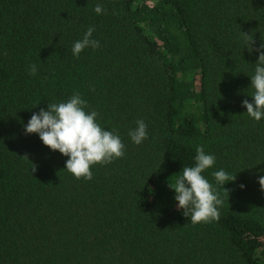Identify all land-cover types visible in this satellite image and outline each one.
Segmentation results:
<instances>
[{"label":"trees","instance_id":"obj_1","mask_svg":"<svg viewBox=\"0 0 264 264\" xmlns=\"http://www.w3.org/2000/svg\"><path fill=\"white\" fill-rule=\"evenodd\" d=\"M89 27L100 46L76 57ZM241 32L264 42V0H0V264H264V117L242 104L259 53ZM74 93L125 145L91 180L24 129ZM197 146L223 206L192 224L169 181Z\"/></svg>","mask_w":264,"mask_h":264},{"label":"clouds","instance_id":"obj_2","mask_svg":"<svg viewBox=\"0 0 264 264\" xmlns=\"http://www.w3.org/2000/svg\"><path fill=\"white\" fill-rule=\"evenodd\" d=\"M94 11L102 14L104 9L97 4ZM94 27H89L83 38L74 42L72 54L79 57L88 47L98 48L100 43L92 38ZM246 48L251 52H258L255 73L251 77L250 87L254 89L252 102L244 99L242 104L247 114L256 121L264 117V42L255 47V39L250 33L241 32ZM30 74H37V66L30 65ZM87 101L79 93H74L66 102L49 103L48 107L34 112L24 125L26 134L36 133L45 146L52 151H59L68 157L65 169L75 178L91 180L92 166L108 164L114 159L125 155V145L119 135L103 129L97 122L98 113L93 110L85 111ZM137 127L129 131L132 141L139 145L148 136L147 125L143 120L136 122ZM26 156V155H25ZM216 158L205 152L203 146L196 147L194 166L183 167L182 175L175 182L169 181V187L175 191L178 210H182L185 217H189L192 224L210 223L220 219L219 207L223 200L219 192L202 174L214 166ZM35 167L33 172H35ZM218 185H225L235 181L236 176L229 175L223 169L212 173ZM259 184L264 191V176L259 177ZM241 188L245 187L243 184ZM226 189V188H225ZM227 193L229 195V190Z\"/></svg>","mask_w":264,"mask_h":264}]
</instances>
